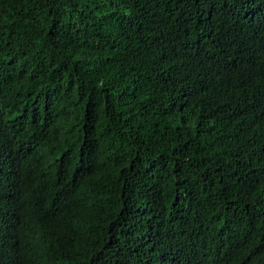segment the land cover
<instances>
[{
    "label": "trees",
    "instance_id": "1",
    "mask_svg": "<svg viewBox=\"0 0 264 264\" xmlns=\"http://www.w3.org/2000/svg\"><path fill=\"white\" fill-rule=\"evenodd\" d=\"M0 264H264V0H0Z\"/></svg>",
    "mask_w": 264,
    "mask_h": 264
}]
</instances>
